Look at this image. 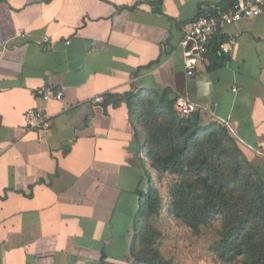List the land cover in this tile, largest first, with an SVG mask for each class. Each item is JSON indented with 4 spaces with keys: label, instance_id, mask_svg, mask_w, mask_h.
Instances as JSON below:
<instances>
[{
    "label": "crops",
    "instance_id": "0c3cea01",
    "mask_svg": "<svg viewBox=\"0 0 264 264\" xmlns=\"http://www.w3.org/2000/svg\"><path fill=\"white\" fill-rule=\"evenodd\" d=\"M234 1L0 0V264H132L150 161L110 96L190 99L264 177V14L227 29L229 55L210 47L195 76L184 67L186 26ZM44 85L63 102H43ZM30 108L52 127L27 131Z\"/></svg>",
    "mask_w": 264,
    "mask_h": 264
},
{
    "label": "trees",
    "instance_id": "16d2710c",
    "mask_svg": "<svg viewBox=\"0 0 264 264\" xmlns=\"http://www.w3.org/2000/svg\"><path fill=\"white\" fill-rule=\"evenodd\" d=\"M225 40L211 47L220 56ZM170 90H138L110 96L123 101L136 139L150 161L148 189L141 194L131 249L132 264H173L157 244V223L169 218L194 237L215 227L209 252L221 264H264V177L228 127H204L196 115L181 117Z\"/></svg>",
    "mask_w": 264,
    "mask_h": 264
},
{
    "label": "built area",
    "instance_id": "2783aa9c",
    "mask_svg": "<svg viewBox=\"0 0 264 264\" xmlns=\"http://www.w3.org/2000/svg\"><path fill=\"white\" fill-rule=\"evenodd\" d=\"M264 14V0H235L234 4L225 11L199 16L186 26L181 47L184 51V67L188 76H195L198 67L210 51L213 39L222 35L225 40L220 44V53L229 55L236 45V37L228 36L227 29L238 26L243 20L259 17ZM69 44V43H67ZM36 95L45 103H62L64 92L52 86L44 85L36 91ZM98 97L95 103H101ZM179 116L188 117L199 112L200 106L188 98H179L175 105ZM25 128L32 130H49L52 127L51 119L42 111L30 108L24 115ZM0 150V157L2 155Z\"/></svg>",
    "mask_w": 264,
    "mask_h": 264
},
{
    "label": "rangeland",
    "instance_id": "374dc122",
    "mask_svg": "<svg viewBox=\"0 0 264 264\" xmlns=\"http://www.w3.org/2000/svg\"><path fill=\"white\" fill-rule=\"evenodd\" d=\"M145 165L148 167V162ZM163 219L157 223L161 232L157 244L166 259L173 264H221L209 252V246L216 237L217 224L205 230L200 237H194L183 225L169 218Z\"/></svg>",
    "mask_w": 264,
    "mask_h": 264
}]
</instances>
